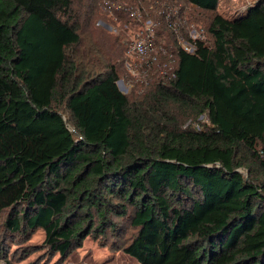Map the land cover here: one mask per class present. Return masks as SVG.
<instances>
[{
  "label": "trees",
  "instance_id": "16d2710c",
  "mask_svg": "<svg viewBox=\"0 0 264 264\" xmlns=\"http://www.w3.org/2000/svg\"><path fill=\"white\" fill-rule=\"evenodd\" d=\"M101 1L0 0L6 235L41 229L62 260L90 238L140 264H264V0L232 17L176 0L214 13L211 44L173 46L175 75L123 101L128 47L93 26Z\"/></svg>",
  "mask_w": 264,
  "mask_h": 264
},
{
  "label": "rangeland",
  "instance_id": "374dc122",
  "mask_svg": "<svg viewBox=\"0 0 264 264\" xmlns=\"http://www.w3.org/2000/svg\"><path fill=\"white\" fill-rule=\"evenodd\" d=\"M102 0L99 2V8L94 10L92 20L93 26L101 31L106 32L111 36H120L124 42L127 41L128 37H124L125 35L120 32V28H118L114 23V18L110 14H108L102 8ZM254 0H220V4L218 6L217 13H220L226 17H232L236 15V13L242 12L251 5ZM130 2V1H129ZM131 3L136 4L140 8V12L143 13L144 18H151L155 23H162L161 19H165V22L169 23L168 19H166L165 8L173 5L172 8L177 10L179 13L174 12L173 16H176L173 20L172 24L177 23V31L174 32L175 28H172L170 31L172 33L173 39L170 40L168 36L170 33L162 32L161 35L158 32V47L162 45L163 39L166 38V44L169 48L164 55L162 53H152L151 55L146 56L145 58H141L138 56H133L131 58H127L126 63L129 62L133 66L138 67V64H143L147 62H151V68L149 69V73L145 76L135 74L133 75L123 64L122 69L125 71L124 76L122 77V83L116 84L115 97L119 101H123L125 96H131L135 93V83L139 81V83L143 80L145 81V77H148L153 73L158 77H163L167 74H163L161 69L158 67V61L161 60L160 64H163V68L166 70V73L169 72L167 69V65L175 68V64L171 61L175 57L171 52L174 51L173 46H178L176 37H184L186 39L189 31L193 29L194 34L200 38V40L206 42L208 45L211 44L212 38L207 32L210 19L212 14L214 13H206L198 10L196 7L192 5L185 4L184 1H180V3L176 4V0H131ZM167 12L171 11V9L166 8ZM180 10V12H179ZM147 16V17H146ZM116 28V30H114ZM162 28L161 24L158 30ZM170 29V28H168ZM137 30V28H135ZM171 36V34H170ZM126 38V39H125ZM126 43V42H125ZM173 43V44H172ZM153 56L157 57L156 61H153ZM172 59V60H171ZM136 68V67H135ZM148 78H146L147 81ZM146 82L145 84H147ZM142 93V92H141ZM180 115V119L184 122V128L188 127L192 121L187 120V113L183 114L178 111ZM68 117L65 116V120L68 121ZM204 124H207L206 116H201L195 124L194 127L200 126L202 127ZM245 175H248L247 171H243ZM8 217V212H0V244L6 242L7 246V255L9 259H11L12 264H140L135 258L130 255L125 254L122 251L113 250L112 247L102 246L100 242H97L93 239H87L83 243L82 247L75 250L71 256L67 260H62L59 255L50 254L47 249L43 246V242L45 239V233L41 229H37L30 237L29 240H18L15 243H12V238L9 235H6L4 230V221Z\"/></svg>",
  "mask_w": 264,
  "mask_h": 264
},
{
  "label": "built area",
  "instance_id": "2783aa9c",
  "mask_svg": "<svg viewBox=\"0 0 264 264\" xmlns=\"http://www.w3.org/2000/svg\"><path fill=\"white\" fill-rule=\"evenodd\" d=\"M172 7L173 5L166 7L171 9V11L167 12L165 8L164 14L167 15L166 19H168L169 21V30L175 28L174 32H176L177 23L175 22L174 24H172V22L176 17L173 16V13L178 12ZM102 8L108 14L111 13L114 18L113 21L115 25L120 28V32L125 35L124 37H128L127 41H125L128 47V58H131L133 56L145 58L146 56L151 55L154 52H159L163 55L168 52L165 48L166 38L162 40V45L159 46L158 50L156 51L158 46V28L160 27V24L155 23L151 18L147 16V18H144L143 13L140 12V8L136 4L131 3V0H104L102 2ZM177 16L179 17V13L177 14ZM135 28H137V30H135ZM114 30H116V28ZM187 38L188 39L180 36L176 37L177 44L184 51L188 53H194L196 50L194 43L197 40H200V38L194 34L193 29L191 30V32L189 31ZM152 60L156 61L157 57L153 56ZM160 62L161 60L158 61V67L161 69L163 74L171 76L175 75V68H173L174 66L171 67L167 65L166 67L169 72L166 73V70L163 68V64H160ZM171 62L176 64V58L174 57ZM126 67L133 75L140 74L145 76L149 73L151 62L138 64V67L135 66L136 68H133L131 63L127 62Z\"/></svg>",
  "mask_w": 264,
  "mask_h": 264
},
{
  "label": "water",
  "instance_id": "95a60500",
  "mask_svg": "<svg viewBox=\"0 0 264 264\" xmlns=\"http://www.w3.org/2000/svg\"><path fill=\"white\" fill-rule=\"evenodd\" d=\"M118 83H122V81L120 80V81H118Z\"/></svg>",
  "mask_w": 264,
  "mask_h": 264
}]
</instances>
